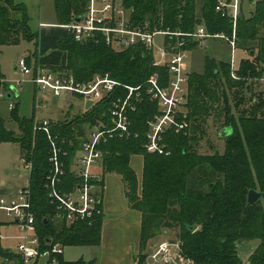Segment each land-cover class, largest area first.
I'll list each match as a JSON object with an SVG mask.
<instances>
[{
  "label": "trees",
  "instance_id": "16d2710c",
  "mask_svg": "<svg viewBox=\"0 0 264 264\" xmlns=\"http://www.w3.org/2000/svg\"><path fill=\"white\" fill-rule=\"evenodd\" d=\"M122 1L135 24L147 25L152 30L191 33L202 24L210 33L232 32L230 20L221 18L214 10L217 0ZM250 4L253 11L248 17L240 13L235 27L238 47L245 49L248 57L233 71L235 78L227 61L208 56L201 73L188 75L184 106L188 129L185 135L173 131L165 135L169 156L148 154L143 149L145 122L156 111L155 103L146 95L129 115L131 130L137 137L114 139L102 146L103 172L120 176L130 209L141 214L139 264L146 258L148 242L160 231L170 229L176 231L184 255L198 264H241L235 244L244 239L258 242L247 262L264 264V84L259 89L256 86L264 79V0H250ZM83 8L80 0H54L61 26L81 15ZM28 21L23 5L0 0V47L15 45L23 39L34 44L35 52L30 57H35L38 37L30 31ZM54 49L65 53L61 68L79 81L109 73L122 84L137 86L145 84L152 74L167 76L165 68L152 66L150 55L139 51L116 53L102 43L78 44L67 33L56 39ZM187 49L192 51L195 47L189 45ZM30 57L26 58L28 65ZM108 107L109 100H104L71 122L54 123L53 133L73 143L70 156L64 159L65 182H75L69 164L83 137L81 127L105 118ZM15 108L11 112H16ZM211 118L222 120L221 130H230L223 138L224 152L199 156L194 148L205 135ZM13 120L15 130L0 118V144H17L20 154L32 161L31 202L40 241L51 238L65 247L98 245L103 216L91 224L81 222L72 226L53 220L56 212L44 188L48 172L46 137L33 131V116L19 119L14 114ZM135 155L143 160L140 180L129 164ZM196 170L200 172L197 178L192 177ZM210 174L213 176L209 177ZM250 189L262 193L257 203L247 204ZM58 264L82 263L65 262L60 256Z\"/></svg>",
  "mask_w": 264,
  "mask_h": 264
},
{
  "label": "built area",
  "instance_id": "2783aa9c",
  "mask_svg": "<svg viewBox=\"0 0 264 264\" xmlns=\"http://www.w3.org/2000/svg\"><path fill=\"white\" fill-rule=\"evenodd\" d=\"M84 4L79 21L74 19L63 25L68 35L78 44L102 43L110 50L121 53L134 51L152 57V66L165 68L166 78L152 74L143 85L130 86L113 79L109 73L95 74L87 81L77 80L72 73L54 71L39 63L27 64L26 58H20L14 70L22 79L13 80L9 85L17 90L22 83H30L33 93V131H40L48 143V172L44 188L49 203L55 209L53 220L72 226L75 223L91 224L95 218L103 215L104 181L97 168L103 167L102 146L114 139L128 140L136 138L131 130L130 113L136 111L143 95L154 102L156 111L145 122V142L143 149L148 154L169 156L170 150L164 141L169 131L176 134L187 133L185 104L187 101V74L185 61L193 45L195 49L207 48L211 40H222L230 49V69L232 78L235 67V51L238 49L236 22L240 16L243 0H217L215 12L230 20L232 32L210 33L204 25H198L191 33L150 29L147 25L135 24L131 20V11L126 9L122 0H80ZM161 38V45L156 39ZM264 81V79H262ZM5 80L0 87L6 93ZM78 97L84 105L92 104L88 109L109 100L107 113L92 126L81 127L83 137L70 158L69 172L75 179L67 183L64 159L70 156L72 140H66L53 133L56 121L39 118V112L48 111V101ZM5 95L0 93V98ZM8 109L15 108L18 97L12 96ZM22 170L19 174L23 184L14 190L0 193V228H15V246L12 250L3 249L0 264H58L64 247L60 242L49 238L40 241L35 215L32 210L30 177L32 161L24 154L19 157ZM43 246V247H42ZM143 264H198L184 255L182 244L178 241L159 243L150 252ZM138 264V262H136Z\"/></svg>",
  "mask_w": 264,
  "mask_h": 264
},
{
  "label": "rangeland",
  "instance_id": "374dc122",
  "mask_svg": "<svg viewBox=\"0 0 264 264\" xmlns=\"http://www.w3.org/2000/svg\"><path fill=\"white\" fill-rule=\"evenodd\" d=\"M253 2L257 0H251ZM15 3H21L26 7V12L28 16V25L32 33H36L39 30V24H46L49 26H56L57 19L54 14L53 0H15ZM253 11V6L250 4V0H243L241 3V12L243 16L248 17ZM48 29V28H46ZM54 32L56 28H53ZM51 30V29H50ZM62 33L65 29L61 28ZM224 33V32H223ZM66 34V31H65ZM226 34V33H224ZM227 35V34H226ZM237 40V39H236ZM156 43L161 45V38H157ZM238 42V41H237ZM44 40L41 42V47H43ZM207 48L194 49L188 53V58L185 61L187 79L188 75L191 73H201L204 69L205 57H216L217 61L225 60L229 63L230 61V49L228 45L222 40H211L208 42ZM238 46V43H237ZM35 52V46L32 42L21 39L17 44L10 46L0 47V81L5 80L6 84L13 80L22 79L21 76L15 72L14 66L17 61L30 53ZM52 52H57L56 56H61L62 64H65V53H61L58 50H51ZM47 54V55H49ZM248 56V52L245 49H238L235 51V67L237 68L241 60L245 59ZM34 63L37 64V55H35ZM33 64V61L31 62ZM61 63L56 66H46V68L54 71L69 72L65 69H62L63 66ZM71 73V72H69ZM260 84H257V89L259 85L262 86L264 81L260 80ZM262 83V85H261ZM264 88V86H262ZM19 97L16 102V112H11L8 109L9 102L5 97L0 98V118L5 121V124L10 129H17L16 124L13 120L14 114L17 115L19 119L25 118L29 119L32 116L33 111V93L34 89L30 83L24 82L21 84L17 90ZM258 91V90H255ZM0 93L5 95L4 89L0 87ZM19 102V104H18ZM45 113H39V117L44 116ZM222 120H214L211 118L208 121L207 127L205 129V135L199 140L197 146L194 148V151L199 156H214L222 155L225 147V139L218 136V132L221 130ZM20 149L17 144L14 143H1L0 144V182H4L6 191H11L19 188L23 181L19 178V174L23 175L25 172L22 170V166L19 161ZM204 173L205 170L203 171ZM12 173H15L13 175ZM200 172L198 170L192 173V177H199ZM213 176L212 174L209 175ZM204 189H206L204 187ZM1 190V189H0ZM16 236V230L13 228H1L0 229V243L1 247L4 249L12 250L15 246L14 237ZM173 242L178 241L176 238V231L170 229L168 231L162 232L153 239L150 240L147 244V247L144 250L146 256L152 252L156 246L163 242ZM257 241L251 240H240L236 242L235 247L238 250V256L240 258L241 264H246L250 253L253 252L257 246ZM99 250L94 247H64L63 259L68 262H81L82 264H101L99 257ZM146 259H144L145 261ZM136 261L139 264V256Z\"/></svg>",
  "mask_w": 264,
  "mask_h": 264
},
{
  "label": "crops",
  "instance_id": "0c3cea01",
  "mask_svg": "<svg viewBox=\"0 0 264 264\" xmlns=\"http://www.w3.org/2000/svg\"><path fill=\"white\" fill-rule=\"evenodd\" d=\"M16 4L23 5L21 3H16ZM53 8H54V0H53ZM54 14H55V10H54ZM56 26L57 27L40 23L39 30L35 33L37 34L38 37V45L36 52L37 63L41 65L56 66L59 65V63L62 64L61 61L62 57L55 55L58 54L57 52H52L49 54V51L51 50L55 51L54 46L56 43V39L60 35L65 34V31L64 33H62L61 31L62 28L61 25L56 23ZM53 28H56L55 32L53 31L54 30ZM42 40H44L43 47H41ZM27 56L30 57L31 54L28 53L25 57L27 58ZM247 57H245V59ZM211 58L217 59L216 57L213 56ZM32 61L34 63L33 57L31 58V62ZM47 103L49 105L48 111L39 112L41 114L45 113V115L39 117V113H38V117L48 118L56 122H71L76 116L83 114L85 110V105L83 101L80 98L74 96L66 97L65 99H57V100L52 99L49 100ZM32 116H33V111H32ZM129 164L130 167L134 170L138 180H140L142 173V165H143L142 157L138 155L132 156L130 158ZM97 173H100L102 175L105 186L104 197H103V215H102L103 217H102V224L100 230L99 244L96 246H66V247L97 248L100 252L99 257L101 260L100 261L101 264H136L137 262L136 259L138 257L139 248H140L139 241H140V228H141V214L136 210L130 209L125 197L124 185L119 175L114 173H104L103 167L102 168L98 167ZM12 174L15 175V173ZM4 187H5L4 182H0V189H1L0 193L5 192L6 189ZM3 188L5 190H3ZM62 259H63V255H62Z\"/></svg>",
  "mask_w": 264,
  "mask_h": 264
},
{
  "label": "water",
  "instance_id": "95a60500",
  "mask_svg": "<svg viewBox=\"0 0 264 264\" xmlns=\"http://www.w3.org/2000/svg\"><path fill=\"white\" fill-rule=\"evenodd\" d=\"M74 21L78 22L79 21V16H77ZM8 90L6 93H5V98L10 101L13 99L12 96H14L15 98L18 97V91L17 89L12 86V85H9L8 86ZM92 103L90 101H87L85 103V109H88L90 107ZM230 130L229 129H222L218 132V136L220 138H224L226 137L228 134H229ZM262 197V193L261 192H258L256 190H253V189H250L247 193V197H246V202L247 204H254V203H257ZM246 264H251L250 262H247Z\"/></svg>",
  "mask_w": 264,
  "mask_h": 264
}]
</instances>
